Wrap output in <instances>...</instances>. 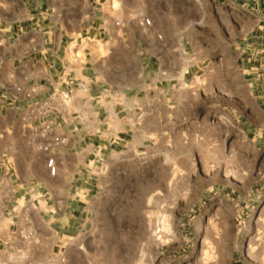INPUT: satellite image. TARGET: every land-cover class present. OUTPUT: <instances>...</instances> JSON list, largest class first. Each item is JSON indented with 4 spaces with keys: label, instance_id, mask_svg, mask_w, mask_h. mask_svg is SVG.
<instances>
[{
    "label": "rangeland",
    "instance_id": "obj_1",
    "mask_svg": "<svg viewBox=\"0 0 264 264\" xmlns=\"http://www.w3.org/2000/svg\"><path fill=\"white\" fill-rule=\"evenodd\" d=\"M54 30L70 43L69 62L81 56L148 114L134 141L93 165L88 222L72 236L31 210L29 195L4 210L14 193L0 170V264H264V136L246 135L239 116L254 104L242 62L264 70V0H0L4 69L23 70L35 32ZM191 58L201 63L185 83H228V112L204 90L190 101L176 94ZM3 113L0 104V155L18 163L20 179L58 192L67 174L49 177L39 162L55 160L43 148L59 126L41 137L44 119L28 108L18 120Z\"/></svg>",
    "mask_w": 264,
    "mask_h": 264
},
{
    "label": "crops",
    "instance_id": "obj_2",
    "mask_svg": "<svg viewBox=\"0 0 264 264\" xmlns=\"http://www.w3.org/2000/svg\"><path fill=\"white\" fill-rule=\"evenodd\" d=\"M84 2L87 3V0ZM35 34V40L26 44L34 57L26 61L23 70L13 64L14 69L6 71L0 63V104L4 108L2 115L6 120H18L23 110L34 102L47 98L54 90L74 88L75 99L69 111L68 122L60 124V132L54 135L55 138H65L66 143L52 148L51 152L55 160H61L59 163L55 161L57 170L54 175L58 170L67 175L60 176L62 180L58 184L59 190L54 192L52 184L46 180L33 181L31 176L23 179L17 177L18 163L11 160L7 154L0 155V170L5 178L9 179V186L13 187L14 193V197L4 205V210L11 203H16L19 195L18 200H23L29 195L30 200L34 201V208L30 209L35 210L59 236L68 237L78 233L88 222L86 197L94 187L93 165L103 161L128 142L134 141L133 127L148 111L142 112L143 107L138 104L137 98L132 100L133 98L127 97L124 91H114L103 85L95 74L93 64L83 62L81 56L76 55L73 62H69L67 49L70 43H67L62 33L60 38L56 37L55 30L47 36L46 32L43 36L37 31ZM189 60L183 63L180 70L178 80L184 85L176 86V94L183 91L188 94L190 101L191 98L196 99L204 90L208 93L206 98L215 100L222 112H228L230 102L234 101V98L230 97L228 83L210 84L208 88L188 86L185 83L186 75L190 78L197 76L201 63L196 58ZM251 61L248 58L242 62L240 74L254 104L249 107L244 101L243 112L239 116L246 135L257 140L264 136V70L262 66H256ZM226 77L228 78V72ZM80 80L89 83L88 94H82L76 89ZM17 88H20L21 92L16 91ZM166 90L161 88L159 93L165 97L169 92ZM26 91H29V95L25 94ZM32 122L37 120L29 121ZM133 147H139V144L136 143ZM43 162V159L39 162L40 170L52 177ZM27 171L30 172L31 169Z\"/></svg>",
    "mask_w": 264,
    "mask_h": 264
},
{
    "label": "built area",
    "instance_id": "obj_3",
    "mask_svg": "<svg viewBox=\"0 0 264 264\" xmlns=\"http://www.w3.org/2000/svg\"><path fill=\"white\" fill-rule=\"evenodd\" d=\"M89 87V83L85 80H80L76 84V89L81 91L82 94H88ZM16 91L21 92L20 88H17ZM74 99V88H68L67 90H54L44 100L34 102L28 107L29 113L33 116V119H44V127L42 129V133H40L41 137H44L45 135L52 136L51 133L53 129L58 127L60 124L68 122L69 111ZM51 140L54 141V143L46 145L43 150H51L54 147H58L66 143L65 138H55L52 136ZM46 168L49 174L54 175L57 167L53 157L46 159Z\"/></svg>",
    "mask_w": 264,
    "mask_h": 264
},
{
    "label": "bare ground",
    "instance_id": "obj_4",
    "mask_svg": "<svg viewBox=\"0 0 264 264\" xmlns=\"http://www.w3.org/2000/svg\"><path fill=\"white\" fill-rule=\"evenodd\" d=\"M193 1H194V3H199L200 2V0H193ZM45 164H46V161H45Z\"/></svg>",
    "mask_w": 264,
    "mask_h": 264
}]
</instances>
